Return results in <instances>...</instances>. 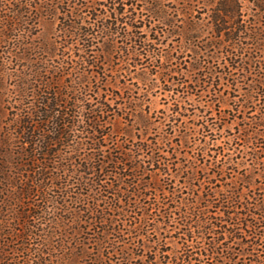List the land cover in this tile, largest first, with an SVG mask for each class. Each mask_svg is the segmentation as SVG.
<instances>
[{
    "label": "rangeland",
    "instance_id": "1",
    "mask_svg": "<svg viewBox=\"0 0 264 264\" xmlns=\"http://www.w3.org/2000/svg\"><path fill=\"white\" fill-rule=\"evenodd\" d=\"M62 1L0 40V264H264V0L221 32L223 0H83L112 28L85 64ZM43 69L70 118L32 157Z\"/></svg>",
    "mask_w": 264,
    "mask_h": 264
},
{
    "label": "trees",
    "instance_id": "2",
    "mask_svg": "<svg viewBox=\"0 0 264 264\" xmlns=\"http://www.w3.org/2000/svg\"><path fill=\"white\" fill-rule=\"evenodd\" d=\"M41 0H0V40L5 36L8 32V36L14 35V33L18 30V28L24 27L25 23L27 24L30 19L35 18L40 14H43L44 8L45 11H49V5L47 3L44 6L40 4ZM223 8L216 9L213 15L214 24L218 28H220L219 32L226 30V21L224 16H228L231 18H236L241 15V9L238 4L232 2V0H223ZM62 6L60 8L62 17H60V28L62 34L67 37H76V40L83 45V52L85 56L80 55V62L85 64L88 60L89 53L93 51V49L98 45L96 32H106L107 34H112V28L107 24L101 25H92V23L84 18V14L89 10L87 4L83 0H63L61 3H57L58 6ZM235 5V6H234ZM40 7V9L38 8ZM74 6L76 7L75 9ZM232 6V7H231ZM237 7V9H236ZM239 7V8H238ZM51 6V11L57 10ZM73 9V10H72ZM42 10V11H41ZM35 11V13H34ZM38 11V12H37ZM33 12V13H32ZM33 14V15H32ZM239 20H237V24H239ZM117 25V23H115ZM97 26V27H96ZM111 28V29H109ZM21 49L24 52H33V46L28 47V44L21 43ZM20 49V51H22ZM22 53V54H23ZM19 55V54H18ZM27 56L28 64H33V58L31 54ZM69 64V63H68ZM32 69V68H30ZM46 70H34L33 73L26 75V77L22 78V83L26 86H33V81H38V77H43L44 79L41 82L40 92L42 93L43 99L41 101L42 109L35 111L36 115H40L43 117L38 121H34L35 114H27L23 116V119L17 118L16 121H19L20 126L17 129V132L22 136L25 140L26 144H30L32 146L39 143V146L36 145V149L31 153L32 157L36 156L38 153V149L43 147L44 150L48 151L49 148L54 146L55 144L62 142L64 139V134L66 132L63 131V127L68 124V114L64 113L58 109L61 105V102L70 98L69 93H63L50 85L52 82H60L62 83V75L52 76V80L50 81V77H47ZM50 86V88H49ZM68 88V87H66ZM71 93L74 94V107L78 109L77 102H84V98L87 96L86 87L83 86L78 80L69 87ZM25 92V90H24ZM50 95V96H49ZM55 107V108H54ZM92 111V110H90ZM75 118L79 116V111L76 110ZM23 122V123H22ZM53 123L55 125V129L52 131H47L45 126ZM74 122L72 125L74 126ZM39 147V148H38ZM30 164H35L34 160H30ZM38 181H35V185H37ZM22 197L25 196L23 193L28 194L30 196L29 190H22ZM30 215L28 214V217Z\"/></svg>",
    "mask_w": 264,
    "mask_h": 264
}]
</instances>
